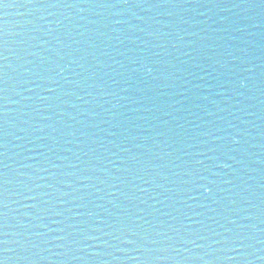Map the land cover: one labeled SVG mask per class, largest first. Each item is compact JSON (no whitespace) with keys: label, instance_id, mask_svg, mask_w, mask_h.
I'll list each match as a JSON object with an SVG mask.
<instances>
[{"label":"water","instance_id":"water-1","mask_svg":"<svg viewBox=\"0 0 264 264\" xmlns=\"http://www.w3.org/2000/svg\"><path fill=\"white\" fill-rule=\"evenodd\" d=\"M0 264H264V0H0Z\"/></svg>","mask_w":264,"mask_h":264}]
</instances>
